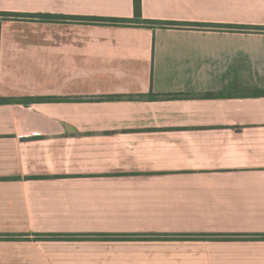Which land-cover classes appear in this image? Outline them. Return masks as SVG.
<instances>
[{"label":"crops","instance_id":"0c3cea01","mask_svg":"<svg viewBox=\"0 0 264 264\" xmlns=\"http://www.w3.org/2000/svg\"><path fill=\"white\" fill-rule=\"evenodd\" d=\"M0 12L132 18L134 0ZM142 14L257 28L264 0ZM262 93L264 31L3 22L0 97L59 100L0 104V264H264Z\"/></svg>","mask_w":264,"mask_h":264},{"label":"trees","instance_id":"16d2710c","mask_svg":"<svg viewBox=\"0 0 264 264\" xmlns=\"http://www.w3.org/2000/svg\"><path fill=\"white\" fill-rule=\"evenodd\" d=\"M5 21H29V22H46V23H80V24H100L107 26H122V27H144L151 29H215V30H239V31H264V27L247 28L236 25L224 24H210V23H187V22H171L160 20H149L143 18L142 14V0H134V16L132 18H98V17H80V16H66V15H53V14H27V13H13V12H0V37L1 25ZM264 94V93H262ZM163 95H149L151 100H156ZM171 98H177L178 94L164 95ZM120 98V97H119ZM131 99L133 97H130ZM111 99H115L111 97ZM57 98L51 97H28L20 99H6L0 97V104H24L31 105L41 102L58 101ZM70 100V99H68ZM188 236L194 239H215L220 238L216 235H180L177 238L186 239ZM225 236V237H224ZM230 235H223L222 238L229 239ZM50 239H71L69 235L57 237L50 236ZM81 238V237H79ZM100 238V237H99ZM103 237H101L102 239ZM175 238V236H174ZM43 239V238H42ZM77 239V238H76Z\"/></svg>","mask_w":264,"mask_h":264}]
</instances>
